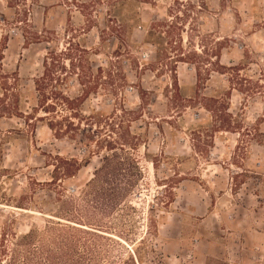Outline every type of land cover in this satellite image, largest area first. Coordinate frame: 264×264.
<instances>
[{"label":"rangeland","instance_id":"374dc122","mask_svg":"<svg viewBox=\"0 0 264 264\" xmlns=\"http://www.w3.org/2000/svg\"><path fill=\"white\" fill-rule=\"evenodd\" d=\"M81 49L92 68L81 108L136 112L117 132L137 143L141 173L103 220L111 229L82 227L99 235L87 237L97 264H264V0H0V97L6 72L29 112L48 53L71 72L60 54ZM73 75L61 84L75 97ZM89 157L45 122L0 116V238L71 224L62 200L94 177L102 156Z\"/></svg>","mask_w":264,"mask_h":264},{"label":"trees","instance_id":"16d2710c","mask_svg":"<svg viewBox=\"0 0 264 264\" xmlns=\"http://www.w3.org/2000/svg\"><path fill=\"white\" fill-rule=\"evenodd\" d=\"M25 39L29 44L40 41V38L31 40L26 37ZM78 51L80 54L66 52L60 54L70 57L71 72H68L64 64L54 62L57 59L52 52L48 53L43 61V74L34 80L36 97L29 112L25 111L27 102L21 101L22 92L20 90L18 92L13 84L10 85L7 82L8 73L3 74L2 83L5 91L0 97V116H15L32 127L35 122H45L58 139L85 141L90 154L89 161L94 154H100L102 160L101 165L94 171V177L87 183L86 189L77 196L67 195L62 200L63 212L60 218L74 225L60 221L49 222L43 230L32 228L23 236L16 234L10 244L5 236L1 235L0 264H86L87 262L97 264L94 244H89L88 239L99 235L96 232L86 231L82 227H88L89 224L92 230L111 229L102 224L103 220L110 218L115 208L127 200L128 195L134 191L140 180L141 173L138 170V164L128 152L129 148L135 149L137 143L117 132L130 122L131 116L136 115V112L122 107L111 114L84 113L81 106L92 91L86 82L92 68L87 59L82 56L83 53H87V50ZM57 68L61 71L60 75L56 74ZM97 71L102 74L104 68L99 66ZM63 73L64 78H62ZM106 73L111 75V69L106 70ZM72 74L77 77L78 83L83 87L75 97L69 96L61 84V81ZM14 79L18 81V78ZM11 98H13L12 103L7 102ZM212 100L211 98L210 101ZM205 108L214 112L216 116H221L228 109L222 105L212 106L211 104H206ZM41 112L43 115H40ZM73 117L77 118V122ZM213 127L219 130L224 126L215 124ZM103 128L108 129L107 132L115 133L116 136L106 134L103 137L105 135ZM129 128L131 129V125ZM56 159L58 162L62 160L70 165L72 164L70 162H73L77 173L84 166L78 160L63 159L60 156ZM88 164L87 160L85 166ZM127 164L137 172L133 175L127 174L125 167ZM54 166L57 174L60 173L59 164H54ZM71 173V169L66 168L62 175L68 177ZM55 179L51 181L54 182Z\"/></svg>","mask_w":264,"mask_h":264}]
</instances>
